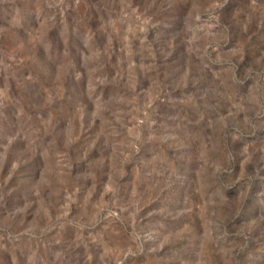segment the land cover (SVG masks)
<instances>
[{
	"label": "rangeland",
	"instance_id": "rangeland-1",
	"mask_svg": "<svg viewBox=\"0 0 264 264\" xmlns=\"http://www.w3.org/2000/svg\"><path fill=\"white\" fill-rule=\"evenodd\" d=\"M0 264H264V0H0Z\"/></svg>",
	"mask_w": 264,
	"mask_h": 264
}]
</instances>
